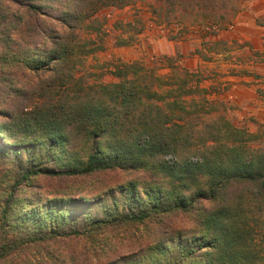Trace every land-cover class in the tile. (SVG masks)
<instances>
[{"label":"trees","instance_id":"obj_1","mask_svg":"<svg viewBox=\"0 0 264 264\" xmlns=\"http://www.w3.org/2000/svg\"><path fill=\"white\" fill-rule=\"evenodd\" d=\"M155 1L210 35L248 0ZM135 2L0 0V264H264V143L200 72L79 76L100 12Z\"/></svg>","mask_w":264,"mask_h":264},{"label":"rangeland","instance_id":"obj_2","mask_svg":"<svg viewBox=\"0 0 264 264\" xmlns=\"http://www.w3.org/2000/svg\"><path fill=\"white\" fill-rule=\"evenodd\" d=\"M155 2V0H136L135 4L124 9L107 8L102 10L99 14V18L103 23L98 37L99 47L87 57L79 76H82L90 84H109L118 82V79L113 75L118 66L140 63L145 68L156 69L159 74H166L170 69H187V66L196 68L198 65L200 78L215 79L217 76L215 72L219 68L216 66L227 61L226 58L217 59L216 55L219 53L226 54L234 48V45L223 39L213 40V36L219 32L208 35L210 31L206 28L186 26L171 20L172 17L167 18L168 13H170L169 9L164 6L159 8ZM153 5L159 8L158 11H155ZM243 7L240 13L255 9L260 11L259 16H261L263 14L261 11L264 9V0H248ZM128 23L133 25L129 26ZM257 23L258 25H264V17H259ZM140 30H142L141 33H139ZM181 39L185 40L182 42H186L187 45L179 44L174 47L175 55L169 54L173 50L170 42L176 43ZM261 92L263 91L259 89V93L263 94ZM216 102L221 109V113H224L231 123L246 128L255 136L257 142L264 143V123H242L238 121L236 110L233 107L221 101ZM4 175L5 171L0 168V199L6 186L3 179ZM135 177V174L111 175L98 180L104 182L102 184H112ZM81 182H78L77 186L83 184L86 186V182ZM43 183L41 181L38 185ZM44 184L47 186L50 183ZM89 184L93 186L98 183L96 180L91 179ZM47 189L51 191L50 188L45 187V190ZM94 197L95 200L98 199L97 195Z\"/></svg>","mask_w":264,"mask_h":264},{"label":"crops","instance_id":"obj_3","mask_svg":"<svg viewBox=\"0 0 264 264\" xmlns=\"http://www.w3.org/2000/svg\"><path fill=\"white\" fill-rule=\"evenodd\" d=\"M261 12V16L255 9L240 13L232 29L213 36V40L223 39L234 48L226 54L216 55L217 59L226 58L227 61L216 66L219 68L215 79H204L201 83L211 99L233 107L242 123H264V25L257 23L259 17H264V9ZM182 41L185 40L170 42L173 50L169 54L175 55L174 47L179 44L187 45ZM187 69L199 72L198 65L196 68L187 66Z\"/></svg>","mask_w":264,"mask_h":264}]
</instances>
